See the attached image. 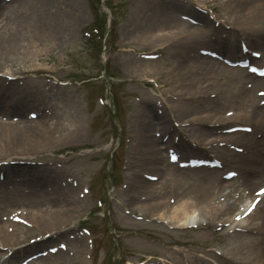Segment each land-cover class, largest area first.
Returning a JSON list of instances; mask_svg holds the SVG:
<instances>
[{"label":"rangeland","instance_id":"rangeland-1","mask_svg":"<svg viewBox=\"0 0 264 264\" xmlns=\"http://www.w3.org/2000/svg\"><path fill=\"white\" fill-rule=\"evenodd\" d=\"M4 1L9 2V0ZM62 1L65 8L74 13L70 21V35L59 37L60 44L51 48H33L26 56L24 64H21L25 65L26 69L19 76L20 83L29 88L31 94L37 93L34 97L31 94L29 96V98L32 96L33 102H24L32 105L24 106L23 103L22 107L25 109L20 115V110L14 105L11 106L12 109L5 106V103H10L8 98L2 102L0 100V112L5 114L10 111L9 117L13 122H20V118L17 120L14 117L21 116L23 120L28 121V124L40 127V122L45 120L41 119L48 118V114L52 115V119L59 116L64 118L69 114V117H72L70 122L75 124V127H70L68 130L63 127L61 131H56L54 137L50 139L53 140L52 143L48 145L36 141L29 146L13 139L2 148L4 152L19 151V149L29 152L24 155L25 159L18 157V163L11 164L12 170L18 166L23 167L26 163L20 161L24 160L34 163L36 171L46 166L56 170L54 179H41L43 184L40 190L31 185L30 181L36 183V180H29L23 185L27 188L24 191V199L13 203V206L24 204V208L27 207L26 209L29 210L27 216L29 219L32 216L40 217V214L53 212L57 214L52 225L49 223L46 227H41L38 222L40 226L37 225L39 228L37 232L23 228L25 236L29 238L33 234L49 232L48 228L53 227V235L49 237L50 242L47 247L57 248L58 251L63 252L65 250L61 248L65 245L70 254L73 242L81 247L82 256L75 255L74 258L79 259L72 258L69 264H144L151 259V256L160 257L159 254L169 255L176 264H181L180 261H184L185 264H197L195 260L209 264L208 261H201L200 256L191 257L194 252L201 253L200 249L203 248L223 253L224 257H218L220 264H232L231 260H236L232 254L237 252L239 247L236 244L238 238L247 237L243 231L231 233L230 228L223 224L199 225V222L197 227L185 228L175 224H164L160 222L159 216L151 217V210L148 209L151 201H148L150 197L145 194V187L138 193L133 192L130 189L128 176L130 169L134 173L139 169L143 177L146 173L157 177L156 181L151 182L170 177L169 182L173 191L162 195L161 200L166 202L170 194L171 198L167 201L170 206L188 200L201 207L208 196L224 193L221 190L207 194L204 191L200 193L194 185V180L202 172L189 171L186 173L187 176H179L174 170L178 166L177 162L161 170L162 175L156 173L159 171L155 169L136 167L140 164L137 158L140 149L135 148L134 137L138 132L140 121L145 119L156 123L151 131L153 135L155 128L160 130L162 126H171L168 118L172 119L175 116L176 121L184 124L179 126V132L172 133L175 145L180 144L181 148L175 146L169 148L179 154L182 153L179 160L185 161L192 156L226 159L229 154L231 157L227 158V162L230 165L225 166L221 171L234 169L243 175L236 177L234 183H227L228 186L231 185L230 189L237 188V185L241 189L247 188V184H252L253 187L250 189L254 191L260 184H264V181L254 174L258 167L254 151L262 155L264 146L261 152L260 148L258 150L251 148L249 144L245 145L247 140H261L264 135L260 129L264 127L259 123L254 125L256 122L250 119L252 118L250 103L248 105L242 103L244 89L247 88V92L256 100V105L261 104V97L257 95V91L264 89V79L257 81L245 69L219 65L214 68L212 63L204 64L205 61H199L196 66V54L199 53L197 48H215L222 57L225 55L223 47H218L224 45L225 40L216 39L214 36L219 31L234 36V53L228 58H239L237 52L239 41H242L249 51L256 50L261 53L260 58L253 59L254 62L259 65L264 64V0L248 1L252 9L256 6L254 9L257 11L253 9L255 14L245 10L242 4L244 0H189L193 4L201 5L209 15L211 14L217 26L215 25L210 31H203L202 27H191L189 32L182 33L189 36L187 41L186 37L176 31L172 32L174 25L169 21L165 22L158 10L187 11L188 0H105L104 5L109 7L111 18L104 44L98 36H92L90 33L95 26H106V15L100 0H71L70 8L66 0ZM167 2L168 7L162 5ZM237 3L240 5L236 8ZM57 4L54 0L46 7V11L57 10ZM60 7L63 6L60 4ZM169 11L172 10H168L167 13ZM199 13L203 14L200 11ZM249 16L253 18L250 21L247 20ZM220 21L221 24H218ZM166 29L170 30L164 31ZM209 42L213 45H208ZM154 50L158 54L156 58L146 59L142 56ZM248 58L251 56L248 55ZM0 64L9 70L19 68L16 64L11 65L10 62H0ZM188 70L196 75L191 74L193 76H188L182 81V76ZM142 78L151 79L152 82ZM196 81H198L197 87ZM200 83L209 84L204 94H200L201 88H198ZM181 86L182 92H180ZM184 86L189 92L184 91ZM159 96L162 97L163 104L160 103ZM35 101L42 102V105ZM151 102H158L160 106L156 115H152L154 110ZM164 104L168 105V108ZM38 106L39 114L36 118L27 116V109L32 110L30 108ZM185 108L187 109L183 110ZM226 112L231 114L225 115ZM243 115H245L243 119H238ZM159 116L163 119L158 120ZM0 117L3 120L5 118L1 114ZM52 119L45 121L50 123ZM218 119L222 121L214 127L205 124ZM175 123L177 126L178 123ZM234 123L251 126V131L227 135L224 130ZM182 128H186L189 132L190 128L197 132H208V138L201 146L196 145L190 139L193 136L182 134ZM62 136L64 137L61 139ZM212 138L218 140L229 138L231 147L241 148L242 152L235 151L238 153L236 157L238 163L234 164V151L233 148L228 147V143L227 146L210 145L213 142ZM33 140L41 139L33 138ZM16 142L17 144L13 146ZM165 149H160L162 157L164 153L167 154ZM9 157L14 156L4 154L0 159ZM163 160L166 163V159ZM142 170L144 171L141 172ZM16 171L25 172L21 168ZM246 179L250 181L245 182ZM66 183L68 189H71L70 199L58 195L61 194L60 189L66 187ZM9 184L15 185L12 180L7 179L5 186ZM87 187L88 194L83 191ZM185 187H187L186 191ZM182 192L184 194L178 196L181 200L177 199L175 193L177 195ZM37 196L40 199L46 197L47 200L31 202V199ZM99 200L102 201V206L98 205ZM141 203L144 213L132 210L131 206L137 207ZM242 204L241 200L237 206ZM10 209H20V207ZM262 213L257 211L253 222L264 223L258 218ZM8 215L3 216L4 220L0 218V222L6 221ZM8 226V223L4 224L5 228ZM82 228H87V234ZM253 229L250 236L254 239L261 236V243L259 249L251 248L250 260H243L242 264L253 263L251 259L255 256L254 251L259 252L260 256L264 247V234L260 235L256 233L255 228ZM45 247H41L42 251L48 252ZM3 252L4 250L0 248L1 264H13L15 259L30 253L26 252L9 261H3L7 258H3L5 256ZM183 253L189 256L184 258ZM54 254L57 252L42 256L45 263L50 260L47 259L48 255L57 256ZM82 257L84 261L79 262ZM37 263L41 264V262Z\"/></svg>","mask_w":264,"mask_h":264},{"label":"bare ground","instance_id":"bare-ground-1","mask_svg":"<svg viewBox=\"0 0 264 264\" xmlns=\"http://www.w3.org/2000/svg\"><path fill=\"white\" fill-rule=\"evenodd\" d=\"M249 0H244L243 7L248 13L255 14L253 9L256 6H253L254 8L248 5ZM260 2V0H257ZM54 0H10V2H3L0 0V62L6 63L10 62V64H16L19 68H16L14 70H9L8 68L2 67L0 64V100H5V98L9 99L10 103H5V106H12L14 105L16 109H19L20 112L23 114V108L22 104L27 101H32V96L36 94H31V90L27 87H24L19 81H16L18 79L17 75L22 74L25 72L26 66L21 65L24 64L26 61V56L32 52L33 48H45V47H53L56 45H59L58 42L59 37L63 36H69L71 33L70 30V21L74 13L70 9H66L62 0H55L57 4V10H54L52 12H47L46 7L50 5ZM197 3H200L199 1H196ZM66 3L68 4L69 8L71 5V0H66ZM63 6L62 8L60 7ZM236 8L240 4H235ZM249 7V8H248ZM63 9V10H62ZM257 11V9H254ZM197 11V10H196ZM198 13V12H196ZM237 13V12H235ZM184 14V13H183ZM263 14V12H262ZM197 18L205 19L204 16L196 15ZM75 17V16H74ZM73 17V18H74ZM189 17V16H188ZM191 18V17H189ZM196 18V19H197ZM192 19V18H191ZM253 18L250 16L247 17V20L250 21ZM159 19L157 18L156 21ZM196 23L191 22L190 20L185 19H176L172 21L171 23L176 25L175 29L179 30V32H189L191 27H194L191 24H196L199 26H207L210 25V23H207V20H204L203 22H200L198 19L195 21ZM195 28V27H194ZM161 30V29H159ZM162 31V30H161ZM64 33V34H63ZM65 38V37H64ZM264 38V37H263ZM254 39V37H253ZM228 46L225 47L227 49ZM199 60L205 61L206 63H212V66L214 68H217L216 65L221 64V62H217L215 59L207 58V57H199L198 61L196 62L198 66ZM188 69H193V67H188ZM191 74L193 73L191 70H188L185 75L182 76V81H185L188 76H193ZM196 75V74H195ZM8 76H10L8 79ZM13 78V79H12ZM258 79V78H257ZM198 81H196V87L198 86ZM209 84H202L200 83L198 88H201L200 94L206 93V89L208 88ZM185 87V86H184ZM183 87V88H184ZM2 90V91H1ZM197 89H195L196 91ZM180 91V90H178ZM185 92H189L188 88L185 87ZM248 90H244V101L242 102L243 105H248L250 103L251 114L250 119L254 120V122L261 124L264 127V108H261L260 106H257L255 104V99L251 97V94L247 92ZM182 92V86L181 91ZM199 92V90H197ZM203 92V93H202ZM30 94L32 95L31 98H29ZM39 105H42V102H38ZM1 104V103H0ZM32 104H25L24 106H30ZM174 107L175 105H170ZM33 110L39 109V106L37 109L30 108ZM187 108L183 109L186 110ZM182 110V111H183ZM8 111V110H7ZM259 111H262L259 112ZM32 112V111H31ZM7 113V112H6ZM5 113V114H6ZM20 113V114H21ZM45 113V112H44ZM70 115H65L64 118L61 116L57 117L56 119H52V115H50L48 118L43 117L41 120H50L52 119V122L43 121L40 122L39 126H33L31 124H28V121H20L13 123L12 121H3L0 119V156L7 154V155H25L28 154L25 149L19 151H8L4 152L2 149L4 145L11 140L15 139L18 140V142L22 144H27L30 146L33 142L38 141L40 144L48 145L52 143L53 140H50L54 137V133L57 131H61L63 127L64 129L68 130L70 127H75V124H73L72 117H69ZM238 117V116H237ZM242 119V118H238ZM201 120V119H199ZM66 121V123H65ZM217 121L221 122L222 119H218ZM150 122L149 120H141L139 123V129L138 132L135 134L134 140H136V146L135 148L140 149L138 152V162L140 164H137L136 167L138 168H149V169H155L156 171L161 169V165L164 162L163 157L161 156L160 151V145L161 141L155 138L151 131H153V124H148ZM66 124V125H65ZM209 126H211L210 123H205ZM215 124L211 127H214ZM41 128V130L39 129ZM61 129V130H60ZM161 134L164 135V133L167 131V126H162L161 128ZM258 129V128H257ZM166 130V131H165ZM183 131L190 133L194 137V142H198L199 144H202L205 140H207L208 132H197L194 129L190 128V132L187 131L186 128H183ZM193 131V134H192ZM40 132V133H39ZM260 132L264 135V128L260 129ZM237 133V132H235ZM235 133H229V135L235 134ZM35 135V136H34ZM37 135V136H36ZM228 135V134H227ZM64 136L61 137V139ZM33 138H38L41 140H33ZM26 139H28L26 141ZM65 140V139H64ZM230 140H227L226 143H228ZM251 142V145L253 146V149L260 148V151L262 152V147L264 146V137L261 140H248ZM217 143H219L218 140H216ZM166 144L169 143V140H166ZM17 142L14 145H16ZM27 147V146H26ZM49 148V147H48ZM28 149V148H27ZM4 152V153H2ZM259 152V153H261ZM255 156L257 158L256 162H258V167L256 168V176H259L260 179L264 181V153L258 154L257 151H254ZM17 158V157H14ZM179 162V160H178ZM9 163L7 165H3L0 167V169L4 171L5 177L9 179L13 173L16 175V177L20 178V172L18 171H12L11 168H9ZM19 169V168H17ZM130 178L128 176V181L130 184V189H132L133 192H137L140 189H146L147 195H149V200L151 201V206L148 207L149 210H151V217L152 216H159L160 221L164 224H175V226H183L186 227L188 224H192L193 222H196L198 224L201 222H208L210 225H230L233 226L234 217H233V207L236 203V200L233 199L231 202L229 199H231V192L223 193V195L216 197L215 199L213 196H208L205 198V203L203 204V207L199 211L196 210V205H194L193 201L183 200L175 205H168L167 201L169 198H171L170 194L167 198V201H161L162 195L166 194L168 191L172 190V185L169 182L171 178L165 177L157 182H149L145 179H143L140 170L136 169L135 173L130 169ZM176 172H178V175L187 176L186 173H189V171H201L202 173L199 174L196 179L194 180V185H196L197 189L200 193L203 191L205 194L208 192H214L216 191H224V187L226 186V183H234V179H230L228 181H225L218 177V170L217 169H191L189 167L180 169L179 166L175 167L174 169ZM142 170L141 172H143ZM22 172V171H21ZM51 173V172H49ZM158 174H161V171L156 172ZM53 174V172L51 173ZM42 175V174H38ZM150 175H154L151 174ZM162 175V174H161ZM177 177V176H176ZM37 178V177H35ZM184 179V178H179ZM40 182H43L39 180ZM236 181V180H235ZM33 187L36 186L35 183H31ZM262 187V186H260ZM259 187V188H260ZM170 188V190H169ZM186 188L184 190L186 191ZM55 192V191H52ZM70 192L71 189L64 188L60 189V193L58 194L60 197L67 196L66 198L70 199ZM134 193V194H135ZM41 194V193H40ZM184 194L178 193L175 197L179 198L178 196ZM203 195V194H202ZM217 195V194H216ZM250 195V194H249ZM205 196V195H204ZM241 196V195H240ZM252 196V193H251ZM13 194L6 191V198H12ZM203 198V196H201ZM253 197V196H252ZM251 197V198H252ZM264 197V196H263ZM262 197V198H263ZM212 198V199H211ZM63 199V198H61ZM211 199L210 201H207ZM46 201L47 198L40 199L38 196L31 199V202L35 201ZM0 201H2L0 197ZM22 201V196L12 198L11 203L20 202ZM251 201V200H250ZM141 205H137L136 211L143 212L144 207ZM259 207V204H258ZM255 211L252 215H249L248 218L245 221L244 224L241 221L238 223L242 227L241 229L245 230V236L244 238H238V243H236L239 247L238 255H239V262L241 260H250L249 256L251 253L249 251L252 249H259V244L261 243V237H258V239L252 238L249 234V232L252 230L253 227L256 229V233L258 234H264V223L259 222H253V220L256 218ZM144 213V212H143ZM231 214V215H230ZM227 215L226 217H224ZM57 214L49 213V214H40V217L32 216L31 220L36 223V225L41 227H46L49 223L52 225L54 221V217H56ZM223 216V217H221ZM58 217H60L58 215ZM197 218V219H196ZM259 218V217H258ZM262 220V218H259ZM263 221V220H262ZM39 222V223H38ZM264 222V221H263ZM17 223H15L16 225ZM252 224V225H251ZM157 225V224H156ZM18 228L15 230L14 233L11 235L3 232V228L0 226V245L7 246L10 245L8 250H12L11 254L14 255V257L20 256L25 251H29L31 248L35 247H44L46 242L45 238L49 237L50 235L46 236L47 233H42L39 238V240L34 241V243L26 242L27 237H24L23 235V226L16 225ZM252 226V227H251ZM53 227L48 228L52 230ZM30 230L29 228H27ZM36 229L38 227L36 226ZM8 231V229H7ZM232 231V230H231ZM235 232V231H232ZM34 236V235H33ZM249 236V237H248ZM31 237V236H30ZM51 237V236H50ZM249 238V239H247ZM44 240V241H43ZM40 242V244H38ZM76 245L74 244V247ZM252 248V249H251ZM255 256L253 257V260L257 264H261V260L263 258L264 253V247L262 248V253L259 256V252L254 251ZM58 257L49 256L48 259L51 260V264H64V260L66 257V253H62L60 251L57 252ZM207 256H212V254L206 253ZM13 256L11 258H14ZM45 263V260L43 261V258H35L31 259L27 262V264H36V261ZM247 260V261H248ZM233 264H237L236 261H232ZM250 263V262H247Z\"/></svg>","mask_w":264,"mask_h":264},{"label":"snow or ice","instance_id":"snow-or-ice-1","mask_svg":"<svg viewBox=\"0 0 264 264\" xmlns=\"http://www.w3.org/2000/svg\"><path fill=\"white\" fill-rule=\"evenodd\" d=\"M261 191L264 192V189H262Z\"/></svg>","mask_w":264,"mask_h":264}]
</instances>
